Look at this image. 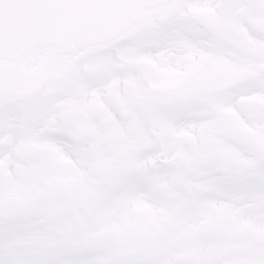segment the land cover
<instances>
[{
  "label": "clouds",
  "instance_id": "obj_1",
  "mask_svg": "<svg viewBox=\"0 0 264 264\" xmlns=\"http://www.w3.org/2000/svg\"><path fill=\"white\" fill-rule=\"evenodd\" d=\"M88 6L0 28V264H264V0Z\"/></svg>",
  "mask_w": 264,
  "mask_h": 264
},
{
  "label": "snow or ice",
  "instance_id": "obj_2",
  "mask_svg": "<svg viewBox=\"0 0 264 264\" xmlns=\"http://www.w3.org/2000/svg\"><path fill=\"white\" fill-rule=\"evenodd\" d=\"M261 259H264V258H261Z\"/></svg>",
  "mask_w": 264,
  "mask_h": 264
}]
</instances>
